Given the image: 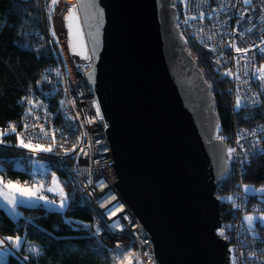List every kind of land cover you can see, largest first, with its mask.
Listing matches in <instances>:
<instances>
[{"label": "water", "instance_id": "obj_1", "mask_svg": "<svg viewBox=\"0 0 264 264\" xmlns=\"http://www.w3.org/2000/svg\"><path fill=\"white\" fill-rule=\"evenodd\" d=\"M96 3L102 16L80 12L92 58L71 46L70 55L107 126L112 184L150 236L155 264H230L217 197L228 146L216 139L215 97L176 27V0Z\"/></svg>", "mask_w": 264, "mask_h": 264}, {"label": "built area", "instance_id": "obj_2", "mask_svg": "<svg viewBox=\"0 0 264 264\" xmlns=\"http://www.w3.org/2000/svg\"><path fill=\"white\" fill-rule=\"evenodd\" d=\"M63 1L59 0L56 7L62 3L71 7L72 4L67 5ZM72 2L74 4L75 0ZM176 6L180 9L179 24L186 30L190 40L207 53L211 65L216 71H220V77H225L229 82L230 136L232 145L236 149L231 163L232 166L235 163L241 165V161L246 159L241 167L246 166L250 160L260 155L252 154L255 151L252 148L253 143L260 136L264 139V132L260 131L264 122H257L254 118L253 111L258 104L251 105L253 99L259 100L264 97L261 82L253 76L256 69L264 65V54H261L256 47L260 45L261 35H264V22L260 20L261 14H264V0H252L251 5H244L242 0H176ZM221 6L224 7V11H219ZM43 12L44 10L41 12L43 32L39 36L47 43L50 50L52 48L51 57H53L54 65L51 70H43L38 78L37 92L30 99L28 108V111L31 109V115L23 114L19 121H10L4 128H0V131H8L7 135L0 137L4 141L0 143V150L12 146L6 142V139L8 140L11 136L17 139L19 145L16 133L8 130L9 125L16 126L17 132L23 134L26 143L31 140L33 144L51 146V152H32L29 149L20 148L27 154L52 159L63 171L66 175V183L73 186L79 196L78 204L84 207L92 218L89 223L82 226L86 233L96 236L111 250L127 244L135 246L138 249L141 264H155L150 236L146 234L145 228L131 213L128 206L121 201L120 195L112 184L114 174L110 164L114 162L104 130L107 126L103 125L102 120L95 118V110L91 103V98H94L92 90L85 93L82 91L78 67L74 57L70 55L68 35L66 32H61L60 37L51 35ZM201 12L204 13L203 20L200 19ZM241 13L244 14V19L237 25L236 21ZM190 17H196V19L193 20ZM186 19L187 24L184 23ZM247 27H253V31L245 32L243 36L232 35L237 29L244 32ZM209 36L214 38L210 40ZM231 41H235L239 47H249L250 51L247 54H237L228 46ZM260 46L264 47V45ZM228 70H232V76L225 75ZM238 94L245 104L239 110L235 108ZM61 101L64 103L61 104ZM240 110L245 112L240 113ZM41 127L48 133L47 136L41 132ZM245 130L247 133L256 131L257 135H246ZM237 140L240 141L239 144ZM262 143L264 140L260 141V148H263ZM231 171L230 168L229 176L233 174ZM25 174L26 178L20 183L29 186L37 183L45 185L51 177L50 174L39 171L34 173L26 171ZM7 181L11 180L7 179ZM100 181L104 183L103 188L98 186ZM230 196L237 200L238 206H236V225L229 238V249L233 250L229 253L230 264L233 255L236 257L237 264H264V236L258 243L256 242L258 245L246 243L250 237V230L243 218L246 216L245 212L247 215H253V213L242 208L262 209L264 203L259 205L252 202L250 200L253 197L244 193L240 195L232 193ZM50 200L60 202V197L50 196ZM116 205H119L122 210L110 218L109 210ZM117 222L119 227H108ZM97 228L100 231L94 235ZM4 247L14 253L11 245L6 243ZM145 252L147 256L144 255ZM252 253H255L254 257Z\"/></svg>", "mask_w": 264, "mask_h": 264}, {"label": "trees", "instance_id": "obj_3", "mask_svg": "<svg viewBox=\"0 0 264 264\" xmlns=\"http://www.w3.org/2000/svg\"><path fill=\"white\" fill-rule=\"evenodd\" d=\"M0 0V128L10 121H19L30 107V100L37 92L39 76L43 70L53 68V57L47 43L41 41L42 10L46 14L51 0ZM42 6V9H41ZM175 24L184 41L185 50L197 62L216 100L224 143L230 147L231 117L228 84L220 77L209 56L190 40L186 30L179 24L180 9L176 6ZM23 101V102H22ZM254 111L255 120L264 122V97ZM6 142L11 146L0 150V177L7 181H24L26 171H31L37 160L43 161L47 174L57 173L68 197L65 209H52L42 204L19 206L21 216L13 219L0 209V238L22 236L26 242L38 245L40 255L27 252L23 246L15 250L16 256H7V264H117L115 257L128 252V247L109 251L82 226L91 221L87 210L81 207L79 196L68 182L63 171L47 157L24 152L15 137ZM230 165V162H229ZM244 173L246 185L259 187L264 184V154L252 159ZM233 179L218 188L221 198V222L231 228L236 217L232 201L227 200L235 189ZM253 196V195H251ZM256 224H258L256 222ZM259 225V224H258ZM247 226V223H246ZM248 227V226H247ZM250 230V229H249ZM252 231V229H251ZM228 235V234H227ZM226 240L229 243V237ZM24 257H28L27 260Z\"/></svg>", "mask_w": 264, "mask_h": 264}, {"label": "snow or ice", "instance_id": "obj_4", "mask_svg": "<svg viewBox=\"0 0 264 264\" xmlns=\"http://www.w3.org/2000/svg\"><path fill=\"white\" fill-rule=\"evenodd\" d=\"M59 3V0H51V3L49 4V19H51L52 14L56 10V5ZM242 3L244 5H251L252 0H242ZM81 10H84L85 12V21L87 20L88 16L91 15L93 17H100L102 16V10L99 9L96 0H77V3H74L71 5L70 8H68L67 13L65 15V20L67 22V27L69 29V36H70V46L73 50V52L76 55L82 56L85 60H90L92 57L89 56L88 54V45L85 43V33L83 31V28L81 26V15L80 12ZM215 11V10H214ZM219 11H224V7L221 6ZM204 18V13H200V19L203 20ZM190 19H196V17H190ZM244 19V14L241 13L240 18L237 19L236 24L239 25L241 21ZM260 20L264 22V14H261ZM185 24L188 23V20L186 19L184 21ZM254 27V26H253ZM253 27H247L244 29V32H240L239 29L234 31L232 33L233 36L239 34L240 36H243L245 32L251 33L253 31ZM53 36H55V32L53 31L52 33ZM91 35V33H89ZM213 36H209L208 39H213ZM92 42L93 45H95L96 38L93 36L92 37ZM260 45H264V35H261L260 38ZM260 45H256V47L259 49L261 54H264V47H261ZM231 49H233L237 54H247L250 51L249 47H239L237 46L235 41H231L228 45ZM93 53L95 52V47L92 49ZM219 63V61H217ZM226 76H232L233 72L232 70H228L225 73ZM245 75H247V72H245ZM253 76L259 79L261 82V87L264 88V65H261L256 69V72L253 73ZM239 77H237L238 79ZM23 102V101H22ZM28 103H31V100H28ZM64 102L61 101V104ZM259 104L258 99H253L251 101V105H256ZM245 106L244 102L242 101L241 96L238 94L236 96V101H235V108L239 110L241 107ZM26 115H31V109L26 113ZM96 115L98 118L103 119V117L100 114V108L99 104H96ZM27 127V125H25ZM219 124L216 125L217 131H219ZM9 131L16 133V136L19 140V146L22 148H27L32 152H51L52 147H44L40 144H33L31 140H29L27 143L25 142L23 138V134L17 132L16 126L15 125H9ZM260 131L264 132V126L261 127ZM41 132L45 136L48 135L47 132L44 131V129L41 127ZM8 134V131H0V137L5 136ZM246 135H252L256 136L257 132L252 131L251 133H247L245 130ZM243 138V137H241ZM217 140H220L223 142L224 137L217 135L216 136ZM4 141L0 139V143H3ZM239 140H237V143L239 144ZM260 139H257L253 145L252 148L255 150L252 154L255 155L257 153L259 154H264V148H260ZM241 147H243L241 145ZM236 152L235 148H228L227 149V154L228 158H232V154ZM247 157V153H246ZM245 161H241V165ZM227 171V170H226ZM242 171H244L242 167ZM52 182L55 185V187H49L47 188V191L49 192H57V194L60 196V202H59V208L60 209H65L66 208V203L68 200L67 195H65L63 187L60 186L59 182L57 181L56 177L53 175L52 177ZM91 183V181H89ZM99 187L103 188L104 183L103 181L99 182ZM244 192L249 193L250 191L253 193H262L264 194V186H261L260 188H253L249 185H243ZM43 190V185H40L39 187H36L35 185L29 187L27 185L25 186H20L18 183H13L12 181H7L5 182L3 179H0V200L3 201V205L8 208V210L11 212L12 215L14 216H20L21 214L17 211V208L19 206H24L26 203H30L31 201H44L45 204H56L55 200H49L46 196L41 195V191ZM218 199H221L218 197ZM227 200L231 201L233 198L231 196L226 198ZM106 206V205H102ZM238 207V206H237ZM122 209L120 208L119 205L114 206L112 209L109 210L110 218L111 216H115L118 211H121ZM127 218V217H125ZM244 221L247 223L248 229H253L256 222L259 221L262 227H264V214H253V215H246L244 216ZM108 227H119V223L108 226ZM100 231L99 228H97L96 233L94 235L98 234ZM218 235L221 237H225V230L224 228H220ZM21 242H22V237L21 236H8L5 237L4 239H0V264H7V256L12 255V253L4 247L5 244L7 243L8 245H11L12 248H15L16 250H19L21 247ZM119 247V245L117 246ZM33 254L35 255H40L42 252V249L37 248L35 246L31 247L29 249ZM233 250L229 249V252L231 253ZM145 256H147V252L144 253ZM253 257L255 256V253L251 254ZM25 260L28 259V257H24ZM117 264H133V261L135 260V264H141L140 256L139 254H134L132 252H127L126 254L121 252L115 257ZM231 264H237L236 262V257L233 255L231 257Z\"/></svg>", "mask_w": 264, "mask_h": 264}, {"label": "rangeland", "instance_id": "obj_5", "mask_svg": "<svg viewBox=\"0 0 264 264\" xmlns=\"http://www.w3.org/2000/svg\"><path fill=\"white\" fill-rule=\"evenodd\" d=\"M64 3H67V5L68 4H73V2H72V0H64L63 1ZM68 8H70V7H67L65 4H60L59 6H57L56 7V10H55V12L52 14V17H51V19H49V8L46 10L47 12H46V14H45V12H43V14H44V16H45V23H47V25H49L48 26V30H49V32H50V34L52 35V33H53V31L55 32V36L56 37H60V33L61 32H65V27H64V24H63V22H64V19H65V15H66V13H67V10H68ZM60 10V11H59ZM42 42H44V40H41ZM45 43V42H44ZM48 46V45H47ZM51 51H52V48H51ZM262 98V97H261ZM261 98L259 99V104H258V106L260 105V100H261ZM258 108V107H257ZM256 108V109H257ZM255 109V110H256ZM254 110V111H255ZM253 111V112H254ZM245 112V110H240V113H244ZM229 114H230V111H229ZM259 139H260V141H263L264 139L262 138V136H260L259 137ZM262 145H263V148H264V143H262ZM22 148V147H21ZM228 148H234V146L232 145V139H230V147H228ZM25 149H27V148H25ZM233 155V154H232ZM37 156V155H36ZM39 157H42V156H39ZM257 157V156H256ZM256 157H254V158H256ZM231 161H232V158L231 159H229V162H230V165H229V168H231V173H233L232 175H230V177H231V179H233L232 181H233V184H234V191L233 192H231L230 194H232V193H236V194H238V195H240V194H246V195H250V197H253V198H251V200L250 201H252V202H255V203H259V205H262L263 203H264V194H262V193H253V192H249V193H245L244 192V188H243V185H246L245 184V181H244V173H245V171H246V169L248 168L247 166L249 165H246V166H243L244 168V171H242V167H241V165H240V163H235V164H233V166H232V163H231ZM252 160H250L249 161V163L251 162ZM34 171H39V172H41V173H43V174H45L46 172H47V168H46V165H45V163H43V161H41V160H37V161H35L34 162V164H33V167H32V170H31V172L32 173H34ZM234 171V172H233ZM53 175L56 177V179H57V181L59 182V184H60V186L61 187H63V190H64V193H65V188H64V186L62 185V183H61V181H60V179H59V175L57 174V173H52V174H50V178H49V180H48V182L47 183H45V185L44 184H40V183H37V184H35V186L36 187H39L40 185H43V190L41 191V195H43V196H46L49 200H50V196H54V197H60L58 194H57V192H49V191H47V188H49V187H55V185L53 184V182H52V177H53ZM0 179H3V178H1L0 177ZM5 181V180H4ZM7 182V181H6ZM13 183H18L20 186H25L26 184H24V185H22L20 182H18V181H12ZM27 186H29V185H27ZM31 186H33V185H31ZM31 186H29V187H31ZM251 187H253V188H258V186L257 187H255V186H252V185H250ZM65 195H66V193H65ZM251 195H253V196H251ZM232 203H233V209H235V211H236V206H237V200H235V198H233L232 200ZM37 204H42L43 206H47V207H50V208H52V209H57V208H59V202H56V204L55 205H53V204H45V202L44 201H36V200H34V201H31L30 203H26V205L27 206H36ZM66 205H67V203H66ZM25 206V205H24ZM242 208H244V209H247V210H249L250 211V213L252 214H256V215H259V214H264V208H262V209H260V208H257V209H252V208H245V207H242ZM0 209H2V210H5L6 212H7V214L11 217V218H13V219H15V218H17V217H19V216H14V215H12L11 214V212L8 210V208L6 207V206H4L3 205V201L2 200H0ZM17 211L21 214V211H20V209L19 208H17ZM236 214H237V211H236ZM245 214L247 215V212H245ZM21 216V215H20ZM234 223H233V225L231 226V228L229 229V228H224L223 226V228H224V230H225V233H226V235L229 237V238H231V236H232V232H233V230H234V227H235V225H236V222H235V220L233 221ZM257 223L259 224H255V226H254V228L252 229V231L250 230V237H248L249 239H247L246 240V243H248V244H256V245H258L257 243H258V241L261 239V237L263 238V236H264V227H262L261 226V224L259 223V221H257ZM258 235V236H257ZM22 237V236H21ZM94 238H96L101 244H103V246L104 247H106V249H108L109 251H119V250H122V249H124L125 247H128L129 249H128V252H132V253H134V254H138V249H137V247H135V246H131V245H124V246H122V247H119V248H115V249H113V250H111V249H109L103 242H101L96 236H94ZM257 242V243H256ZM23 243H25L24 242V239H23V237H22V242H21V247L23 246ZM232 243V242H231ZM264 245V244H263ZM33 246H35V247H37L38 248V245H34V244H31V243H28V242H26V244L23 246V248L25 249V251L27 252V250L29 251V252H31L29 249L31 248V247H33ZM20 247V248H21ZM13 250L15 251L16 249L15 248H13ZM127 253V252H126ZM125 253V254H126ZM13 255L14 256H16V253L14 252L13 253ZM133 264H135V260L133 261Z\"/></svg>", "mask_w": 264, "mask_h": 264}, {"label": "bare ground", "instance_id": "obj_6", "mask_svg": "<svg viewBox=\"0 0 264 264\" xmlns=\"http://www.w3.org/2000/svg\"><path fill=\"white\" fill-rule=\"evenodd\" d=\"M259 155H257V157H258Z\"/></svg>", "mask_w": 264, "mask_h": 264}]
</instances>
